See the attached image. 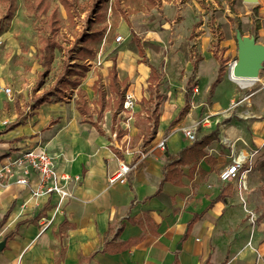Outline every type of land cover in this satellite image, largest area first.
Returning <instances> with one entry per match:
<instances>
[{"label": "crops", "instance_id": "1", "mask_svg": "<svg viewBox=\"0 0 264 264\" xmlns=\"http://www.w3.org/2000/svg\"><path fill=\"white\" fill-rule=\"evenodd\" d=\"M208 56L202 53L194 66L191 82L199 90L190 93L186 88L183 105L187 93L190 105L192 94L195 102L203 97L200 74ZM139 58L135 59L139 77H121L118 66L126 92L136 96L133 110L108 108L98 119L94 85L97 100L88 99L91 115L79 109L78 87H73L76 97L44 101L34 120L19 122L7 137L0 135L9 145H0V167L30 148L24 145H43L54 156L57 170L72 176L68 188L73 193L57 208L56 193L32 194L30 188L38 182L35 170L29 174L30 186L16 181L20 166L15 167L16 176L0 178V223L7 214L0 228V241L6 240L0 264H264V228L252 224L241 199L248 204V193L240 190L238 179L220 176L229 164L227 158L238 153L248 155L250 164L255 162L248 166V187L255 178L253 168L262 174L257 163L264 161V119L250 120L251 126L237 139L228 136L231 148H227L217 141L226 134L216 135L214 128L204 130L195 141L185 140L181 127L170 128L182 108L169 115L163 111L154 137L144 143V136L151 135L150 125L144 130L135 119L144 113L151 67ZM219 69L207 91L218 89L226 76L232 81L224 72L214 85ZM109 82L110 75L108 82H102L106 90ZM255 94L252 91L241 101L251 102ZM114 97L113 92L107 95L110 103ZM190 105L186 115L198 110ZM44 107H50V113L45 114ZM110 111L113 125L106 126L103 120H108ZM119 128L125 130L120 137ZM133 137L138 143L129 146ZM164 138L166 147H158ZM122 163L131 167L126 180L111 184L110 175Z\"/></svg>", "mask_w": 264, "mask_h": 264}, {"label": "rangeland", "instance_id": "2", "mask_svg": "<svg viewBox=\"0 0 264 264\" xmlns=\"http://www.w3.org/2000/svg\"><path fill=\"white\" fill-rule=\"evenodd\" d=\"M48 2L52 7L57 6L61 16L58 39L62 47L56 48L52 68L38 84V77L44 69L39 63L41 39L51 35L45 25L48 13H36L30 7L29 0H15L13 13H7L9 3L0 0V135L9 136L6 132L17 126L14 125L17 120L21 123L28 119L34 120L41 106L37 98L42 102H63L76 97V88L67 87L65 82L58 83L57 77L63 70L69 48H73V53L80 50L83 30L89 32L91 28L101 27L104 28L103 33L89 40L93 51L84 53L85 57L81 59H69L72 60L71 65L82 61L87 66L81 85L88 92L87 98L91 102L97 100L94 82L98 78L102 82L109 81L114 58H117L121 77L129 74L140 76L135 59L142 56L130 44L134 31L143 42L146 40L160 45L144 44L147 60L142 62L150 66L151 63L155 64L162 77L161 85L155 87L154 91L151 92L149 88L145 90L147 97L142 102L144 113L135 119L141 128L145 130L148 125L154 126V110L156 113L165 111L169 115V111L184 107L183 94L186 88L189 92L194 88H190L188 83L191 84L192 79L195 81L192 74L196 71L194 66L200 62L202 53L209 54L211 58L208 56L201 68L203 97L200 95L195 102L192 94L193 104L191 102L190 106L195 104L198 110L194 108L192 115H186L184 111L186 116L183 114L170 128L181 127L184 134V127L209 117L208 125L200 121L197 126L196 140L204 130L214 128V134H226L217 137V141L231 148L228 138L237 139L242 129L251 126L250 120L264 119V67L260 72L263 81L257 80L244 88L241 82L245 80L232 78L231 81L226 76H230L231 67L238 59L237 29L243 35L255 36L258 42L264 44V0H122V7L129 12L128 20L116 8L114 0H104L102 5L96 0H78V7L73 11L60 0ZM98 11L101 15H96ZM119 35L121 39H118ZM77 36L80 42L74 44ZM221 65L226 78L218 89L213 91L211 87L207 91V85L213 81ZM4 87H10L11 92L6 93ZM252 91L256 94L252 96L251 102L241 101L242 96ZM162 92L166 94L165 99L161 96ZM49 110L50 107H44L45 114L50 113ZM111 114L110 111L107 121L103 120L106 126L113 125ZM184 138L191 141L185 134ZM0 140L2 148L9 146L5 143L8 140L1 137ZM137 143L138 140L133 137L128 145ZM31 146L27 144L23 148ZM233 156L227 158L226 164L232 161ZM254 163L246 162L245 167H253ZM257 165L262 174L253 168L255 178L245 189L248 193V204L245 205L257 212L256 221L252 224L264 228V161Z\"/></svg>", "mask_w": 264, "mask_h": 264}, {"label": "trees", "instance_id": "3", "mask_svg": "<svg viewBox=\"0 0 264 264\" xmlns=\"http://www.w3.org/2000/svg\"><path fill=\"white\" fill-rule=\"evenodd\" d=\"M96 1L101 2V5H102L104 0H96ZM121 1L122 0H114L115 6L121 13H123L126 16V20H128L129 12H128V10H125V8L122 7ZM7 2L9 3L7 13H13V11L15 9V0H7ZM60 2L63 3L66 8L70 9V11H73L72 9H76L78 7V0H60ZM29 3H30V7L32 9H34L36 13H39L42 15L45 13H48L46 20H45V25L49 29L50 34H51L50 36H45L41 39L42 44L39 48V51H40L39 63L43 66L44 69L41 72V75L38 77L37 83L39 84L42 81V79L44 78V76L49 74V72L53 66V62H54L55 56H56V48L62 47L61 41H59V39H58V34L60 31V27H61V16H60V13L58 11L57 6H54V7L50 6L48 0H29ZM96 15H101L100 11H98V13H96ZM103 30H104L103 27L91 28V30L89 32H86V30H83V33L81 35L84 38L81 41L82 46H81L80 50L78 52L73 53V51H72L73 48L72 47L69 48V53L66 54L65 59H64L65 65L63 66V70L61 71L60 75L57 77L58 83H60V84L65 82V85H67V87H78L77 88L76 102L78 104L79 109L81 111H83L84 113H87L89 115L92 114L93 110L89 106V101H88L87 93H86L85 89L80 86V84L83 80V76H84L83 72L85 71L87 66L82 61L78 62V64L71 65L70 61H72V60H69V59H77V58L81 59V58L85 57L84 53L92 52L93 46L91 44H89V40L91 38L97 37L100 34H102ZM132 33H133V36L130 40V44H132L133 50L135 52H138V54L142 56L138 60L140 62L146 61L147 59H146V51H145L144 44H146V45H157L159 47H160V45L156 44L154 42L146 41V40H144V42H143L139 38L138 34H136V32L132 31ZM79 39H80V37L77 36L74 44L79 43L80 42ZM75 62H73V63H75ZM150 67H151V74L149 77L148 88L152 92L155 90V87H157L158 85L159 86L161 85L162 74H161L159 68L155 64L151 63ZM110 71H111L110 72V82H109V87H108L109 89L106 90L104 88V85L102 84V81L100 78H98L94 84V87H95L96 91L98 92V107L96 110L98 113L97 114L98 119H101L104 116V113L108 108L114 109L116 112L124 109V100H125V96H126L127 92H126V86L123 85L121 79L118 76L117 58L113 59V63H112V67H111ZM224 72H225V69L221 65V67L218 71V76L214 82V85L218 81L221 80V77L223 76ZM189 86H190V88L191 87L193 88L194 84L191 83V84H189ZM54 88H55V86L52 87L53 90H54ZM62 89H64V88L62 87ZM110 92H113V94L115 95L112 103H110L111 101H109L107 98V95ZM190 93H191V91H190ZM190 93L186 94L185 105L180 110L179 116H183L184 111L186 112L187 109L189 108ZM161 96L165 99L166 94L162 92ZM37 100L39 101L38 103H42V100L40 98H37ZM153 113H155L154 126L148 127L150 129L151 135L146 134L144 136V140H143L144 143H148L149 140L154 137L153 135L155 134L157 126L159 125L160 113H156L155 110ZM115 115H116V113H115ZM86 119H89V121L92 120L89 117ZM18 123H19V120H17L14 123V125H17ZM95 123H97V122H95ZM124 132H125V130L123 128H119L118 129V137L122 136ZM6 216H7V214H5V217ZM5 217H4V219H5ZM197 217H198V215H195L193 218V221L196 220ZM4 219L0 223V228L3 224ZM11 236H12V234H9L7 236V238H10Z\"/></svg>", "mask_w": 264, "mask_h": 264}, {"label": "built area", "instance_id": "4", "mask_svg": "<svg viewBox=\"0 0 264 264\" xmlns=\"http://www.w3.org/2000/svg\"><path fill=\"white\" fill-rule=\"evenodd\" d=\"M122 36L119 35L118 39H121ZM239 80V78H236ZM257 80H260V76L256 79H252L249 82L251 85L254 84ZM248 84V85H250ZM264 84V81H263ZM242 88L246 87L247 84L241 82ZM253 87V86H252ZM251 87V88H252ZM6 93L11 92L10 87H4ZM195 91H198V86L194 87ZM136 104V97L132 92H127L124 100V109L132 110ZM209 117H204L200 121L202 124H207L209 122ZM200 121L192 124L189 127H184V134L191 141L196 140V128L200 124ZM166 138L161 139L158 142V147H166ZM248 161V155L243 153H238L233 156L232 161L228 166L223 169L220 173V176L223 180L229 179H238L240 190L247 189V173L250 170L249 167H245L246 162ZM20 166L22 172L17 174L15 167ZM131 167L127 163H122L117 171L112 173L109 177V182L111 184L116 183L117 181L124 182L126 180V175L130 171ZM35 170L38 173V182L34 186L32 185L31 192L33 195H45L48 193H56L59 195L60 202L57 205V208L60 207L63 199L68 198L73 195L72 191L68 188L69 181L71 180V175L68 172H59L56 168L54 156L47 150L43 145H35L26 150L21 151L16 157L9 158L1 167H0V178L16 176V181L25 186H30L31 180L29 174L31 171ZM244 206L249 213V219L253 223L256 220L257 214L250 208H247L245 198L242 196Z\"/></svg>", "mask_w": 264, "mask_h": 264}, {"label": "water", "instance_id": "5", "mask_svg": "<svg viewBox=\"0 0 264 264\" xmlns=\"http://www.w3.org/2000/svg\"><path fill=\"white\" fill-rule=\"evenodd\" d=\"M256 2L257 0H245ZM236 38L238 42V59L231 67L236 77L256 79L264 67V44L257 41L256 37L243 35L237 29ZM6 240L0 241V250L4 248Z\"/></svg>", "mask_w": 264, "mask_h": 264}, {"label": "bare ground", "instance_id": "6", "mask_svg": "<svg viewBox=\"0 0 264 264\" xmlns=\"http://www.w3.org/2000/svg\"><path fill=\"white\" fill-rule=\"evenodd\" d=\"M230 76H231V78H239L241 80H245L242 82L243 84H247V85L250 84L249 82H250L251 78L236 77L231 70H230Z\"/></svg>", "mask_w": 264, "mask_h": 264}]
</instances>
